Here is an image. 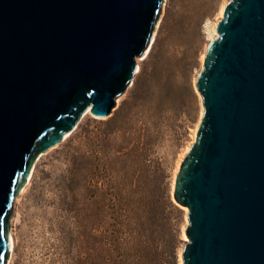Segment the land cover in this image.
<instances>
[{
	"label": "water",
	"instance_id": "obj_1",
	"mask_svg": "<svg viewBox=\"0 0 264 264\" xmlns=\"http://www.w3.org/2000/svg\"><path fill=\"white\" fill-rule=\"evenodd\" d=\"M164 0H0V264L34 160L130 84ZM203 54L194 142L174 177L181 264H264V0H229Z\"/></svg>",
	"mask_w": 264,
	"mask_h": 264
},
{
	"label": "rangeland",
	"instance_id": "obj_2",
	"mask_svg": "<svg viewBox=\"0 0 264 264\" xmlns=\"http://www.w3.org/2000/svg\"><path fill=\"white\" fill-rule=\"evenodd\" d=\"M221 1H163L150 50L143 58H135L139 69L115 107L102 118L81 116L67 138L40 153L31 181L16 204L19 220L10 264H81L84 208L79 167L85 157L116 154L120 134L126 137L133 130L144 143L143 179L156 177L161 188L163 249L171 252V264L178 263L186 214L171 200L170 182L177 156L190 140L202 107L195 76ZM154 60L159 61V70L150 79L147 74ZM164 75H169V84H163ZM122 167L116 164L114 174L129 180L132 172Z\"/></svg>",
	"mask_w": 264,
	"mask_h": 264
},
{
	"label": "trees",
	"instance_id": "obj_3",
	"mask_svg": "<svg viewBox=\"0 0 264 264\" xmlns=\"http://www.w3.org/2000/svg\"><path fill=\"white\" fill-rule=\"evenodd\" d=\"M158 67L154 60L150 79ZM169 78L164 75L163 84H169ZM120 137L116 154L85 157L79 167L84 208L81 264H171V252L163 249L161 188L156 177L146 182L141 174L142 135L133 130ZM118 163L132 172L129 180L114 174Z\"/></svg>",
	"mask_w": 264,
	"mask_h": 264
},
{
	"label": "bare ground",
	"instance_id": "obj_4",
	"mask_svg": "<svg viewBox=\"0 0 264 264\" xmlns=\"http://www.w3.org/2000/svg\"><path fill=\"white\" fill-rule=\"evenodd\" d=\"M165 1V0H164ZM229 0H222L221 3L219 4L216 12H215V15H214V20H213V23H212V27H211V33H210V37H209V40L208 42L205 44L204 48H203V51L200 53V57H199V62H200V65H199V69L197 70V74L199 73V71L201 70L202 68V61H203V54L205 52V49L207 47V45L209 44V42L211 40H213L214 38H216V33H215V24L216 22L222 18V10H223V7L224 5L228 2ZM159 25V21H157L156 23V26H155V29L152 33V36H151V40H150V43L149 45L147 46L145 52L143 53L142 55V58L144 56H146V54L149 52L150 50V47L154 41V37H155V31H156V28L158 27ZM135 64H137V70L134 72L136 73L139 69V59H136L135 61ZM196 74V76H197ZM195 76V78H196ZM132 81V80H131ZM201 111H202V107L199 109V112H198V117H197V120L195 122V125H194V128H193V131H192V134H191V138L190 140L187 142V144L184 146V148L182 149V151L179 153V155L177 156V159L175 161V166H174V169H173V173H172V178H171V182H170V197H171V200L174 202L175 205H177L184 213V215L187 213V208L186 207H183L181 205H179L178 203H176L173 199V185H174V177H175V174L178 170V166L183 158V156L187 153V149L189 148V146L194 142V134H195V130L198 126V123H199V120H200V117H201ZM85 114H89V110H85L81 116L85 115ZM92 117L94 118H100V117H95L93 115H91ZM71 132H68L66 135L63 136L62 140H64L65 138H67L69 136ZM51 148V147H50ZM40 157V154L37 156V158L34 160L33 162V165H32V168L30 170V173H29V176L27 178V181L26 183L24 184V186L21 188V190L17 193V195L15 196V199H14V209H13V213H12V216H11V222H10V237H11V245H10V252H9V256H8V259L6 261V264H10L11 263V259H12V255H13V252H14V249H15V245H16V223L17 221L19 220V217H18V212H17V209H16V204L18 203V200H19V196L21 195V193L23 192V190L28 186V184L30 183L31 181V177H32V174H33V171H34V166H35V162L36 160ZM187 224V219H184V222L182 224V227H181V237L184 241V244L185 242H187V238L185 237L184 235V227L186 226ZM180 252L181 250L179 251V254H178V263L177 264H181L180 262Z\"/></svg>",
	"mask_w": 264,
	"mask_h": 264
}]
</instances>
